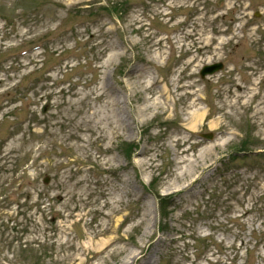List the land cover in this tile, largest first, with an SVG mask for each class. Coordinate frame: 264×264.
I'll return each mask as SVG.
<instances>
[{
  "label": "rangeland",
  "instance_id": "1",
  "mask_svg": "<svg viewBox=\"0 0 264 264\" xmlns=\"http://www.w3.org/2000/svg\"><path fill=\"white\" fill-rule=\"evenodd\" d=\"M263 197L264 0H0V264H264Z\"/></svg>",
  "mask_w": 264,
  "mask_h": 264
},
{
  "label": "trees",
  "instance_id": "2",
  "mask_svg": "<svg viewBox=\"0 0 264 264\" xmlns=\"http://www.w3.org/2000/svg\"><path fill=\"white\" fill-rule=\"evenodd\" d=\"M112 5V4H111ZM116 7L114 6L111 10V13H117ZM157 206H158V213L161 218V220H164L167 217V208H168V199L167 198H161L157 197ZM262 201H264V197L261 198Z\"/></svg>",
  "mask_w": 264,
  "mask_h": 264
},
{
  "label": "water",
  "instance_id": "3",
  "mask_svg": "<svg viewBox=\"0 0 264 264\" xmlns=\"http://www.w3.org/2000/svg\"><path fill=\"white\" fill-rule=\"evenodd\" d=\"M256 16H257V14H256ZM222 68H223L222 64H214L211 66H205L200 72V77L203 79L206 76H211V75L221 71ZM204 137L207 139H210L211 135H206Z\"/></svg>",
  "mask_w": 264,
  "mask_h": 264
}]
</instances>
